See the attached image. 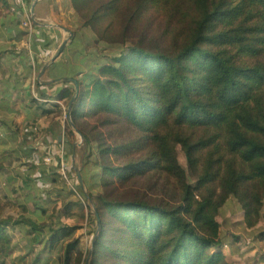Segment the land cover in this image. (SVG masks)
I'll list each match as a JSON object with an SVG mask.
<instances>
[{"label": "trees", "instance_id": "16d2710c", "mask_svg": "<svg viewBox=\"0 0 264 264\" xmlns=\"http://www.w3.org/2000/svg\"><path fill=\"white\" fill-rule=\"evenodd\" d=\"M70 3L79 25L109 45L97 54L102 62L74 51L71 59L58 58L49 78L73 81L39 87L35 80L28 110L12 108V121L0 119V177L9 188L0 200L15 202L21 172L35 173L41 189L28 199L47 218L40 225L36 216H2V255L23 244L19 263L29 257L30 264H84L85 239L93 241L87 264H232L223 247L240 236L221 233L220 209L235 199L243 224L253 228L264 207V0ZM59 100L68 114L66 141L73 145L75 126L81 145L97 148L102 190L89 196L92 211L84 212L88 199L66 160L85 198L77 202L85 225L36 205L42 197L54 206L48 187L64 179L51 168L36 171L39 158L29 155L35 147H20L39 129L40 117L58 121ZM54 134L51 145L61 128ZM14 143L32 165L20 158L6 165ZM5 168L11 173L3 174ZM72 203L62 204L64 213ZM18 205L25 212L27 202ZM15 229L24 232L17 240Z\"/></svg>", "mask_w": 264, "mask_h": 264}, {"label": "crops", "instance_id": "0c3cea01", "mask_svg": "<svg viewBox=\"0 0 264 264\" xmlns=\"http://www.w3.org/2000/svg\"><path fill=\"white\" fill-rule=\"evenodd\" d=\"M7 3L8 0H0V119H8L12 121L15 114H7V112L12 108H26V110H28L29 94H35V80L37 81L39 87L46 84L60 83L58 81H51L53 79L49 78L50 71L55 63L54 62L50 67V61L53 58L54 61H57L58 58L60 60L64 58L71 59L73 51L78 54L94 53L97 55V46H101L105 49L109 44L100 40L91 27L79 25V20L76 14L72 12L70 0H26L25 6L22 7L21 10H23L27 15L34 18L32 16V12L34 10L35 12L43 14L62 24L68 29L71 28L70 30L73 32L71 39L67 42L66 51L58 54L56 57V52L60 44L63 42L66 33L45 24V22L40 21L39 18L35 17L34 19L36 20V25L33 42L35 47L34 51L36 55V62L33 63L29 59L28 54L25 55L19 51V30L13 23V16L5 13ZM70 54L72 55L70 56ZM42 120H50V118L46 115L40 117L38 119V123L40 122L41 125L43 123ZM11 128L14 127L11 126ZM45 129L47 132L43 133L44 135L41 136L40 140L34 139L36 141L34 142L33 140L27 138L25 140L24 148L28 149L30 147H35L36 150L33 153V156L35 158H40L42 155H47L48 152L53 151V147L54 149L56 147L55 151L57 149L58 150L55 152L54 161L57 162L61 157V154H63L64 157L62 147H70L71 145L69 146L68 142L66 144L67 139L64 137V134L60 140L57 138L55 145H51L50 140L53 139L52 137L55 135L53 122L51 125H46ZM45 135L47 136V141L44 138ZM59 136H61V134ZM61 140L62 143L60 142ZM32 142H34L32 144L33 146L30 145ZM38 143L41 147H39ZM21 152L22 149L17 152V155H20ZM10 156L12 155H9L7 152L6 159L10 158ZM12 165H15V162ZM69 166L74 169L75 173V167L79 170L81 177L78 180L79 185L84 188V191L88 193L89 196H92L102 190L101 185H98L94 180L91 181L90 178H88V175H84V172L88 170L87 165L82 167L77 163V165L73 164L72 167L71 162L69 161ZM4 170L6 171L3 174H10L12 168H5ZM48 178L52 180V177ZM97 181H99L98 178ZM93 184H95V186L92 188ZM14 185H17V183H14ZM57 188L58 187L55 185L52 186L50 182L48 187L50 199L61 200V196L66 195L62 191L59 196H56L58 193ZM45 198L47 197L45 196ZM62 203L63 202L61 201L60 205H62ZM240 211L241 210H239L238 213ZM235 219L236 220L234 221L238 222H234L235 224H233V226H240V231L236 232L231 230L232 232L223 233H231L240 236L237 243H233L231 245L227 244L223 247L228 260L232 264H264V234L259 235L264 231V229H262V225L264 224V207L262 209V217L256 227H246L242 222V214H238ZM245 238H253L255 243L247 242Z\"/></svg>", "mask_w": 264, "mask_h": 264}, {"label": "rangeland", "instance_id": "374dc122", "mask_svg": "<svg viewBox=\"0 0 264 264\" xmlns=\"http://www.w3.org/2000/svg\"><path fill=\"white\" fill-rule=\"evenodd\" d=\"M104 50L103 47L101 46H97V50L96 53L99 54L100 51ZM72 54H70L71 56ZM96 59L99 62H102L103 58H101L99 55H96ZM43 121V120H42ZM53 122V127H54V132L58 133L60 128L62 130L63 126H64V122L62 121V119L58 118V121H56L55 119H50V120H45L43 121L42 125L38 124V130L35 134V136H31L29 137V139L33 140L34 142H36L34 139H39L41 138L42 135H44L43 133L47 132L45 129L46 125H51ZM59 136V135H58ZM75 139V138H74ZM74 139H72V143L74 141ZM63 140V138H62ZM62 140L60 141L62 143ZM81 140L76 144L75 150H74V154H75V158H74V162H72V149H73V145L70 144V142L68 143V145L70 147H62V151L64 153V160L66 162V160H69L71 162V166L72 163L76 164L78 163L79 166H88V170L86 172H84V175H88V178H90V180H94L97 182L98 185H100L99 181H97L98 178V167L96 166V161H97V148L96 146H94L93 143H87L85 146L81 145ZM32 143H30V145H32ZM39 144V143H38ZM56 144V143H55ZM54 144V145H55ZM67 144V141H66ZM25 142L23 145H19L20 147L24 146ZM50 145V144H49ZM14 147L16 148L13 152L10 153V158H7V163L6 165H12L14 163V161H17L19 158L22 161L26 162V166L29 165V163L32 165L33 164V158H28V155H26L25 157H23L22 155H17L18 149H17V145L16 143H14ZM39 147H41V145L39 144ZM53 151H55V149H52ZM58 150V149H57ZM56 150V151H57ZM35 150L32 149L31 152L29 153V155H31V153H34ZM178 154H179V160L181 162V164L183 166H185V159H184V155L181 152V150H178ZM17 155V157L15 158V156ZM67 157V159H66ZM33 161V162H31ZM68 162V161H67ZM73 167V166H72ZM71 172L75 173L74 169L71 168ZM22 173V178L19 180V194L16 197H13L12 199L15 200V202L10 201L9 199L3 198L0 200V218L2 216H7L10 215L11 217H14L15 220L20 221L21 219H27L30 216H36L39 220V224H42V221H44L45 219H47L46 217L40 218L36 215L35 211H33L32 209H35L33 206L35 205L36 201L33 200H29L28 198H30L31 195H29L30 191H36L37 189H41V187H39L37 185V183L40 181L38 179V177L36 176L35 173L31 174V175H24L23 172ZM68 170H66V174L70 179H73L70 177V175L68 174ZM29 178V179H28ZM5 183H7L5 181V178L0 177V195H4V194H8L9 193V188L8 186L6 188L5 187ZM74 183V180H73ZM44 184V183H43ZM39 185L40 184L39 182ZM55 186L58 187L60 190H62L64 192V194H67V197L65 196H61V200H54L56 203L54 206H50L48 204H45V202H43L44 200L42 199V197H40V202H38L36 205H41L45 208H47V213L51 212L52 210H54V213L57 214L56 216H63L64 217V221L66 223H70V224H81V225H85V219H82L83 217L81 216L82 210L80 207H78L77 202L80 203L81 198L73 193H69L67 190L64 189V183L63 181H55ZM82 186V185H81ZM95 186V184H93L92 188ZM76 187V185H75ZM30 189V190H29ZM76 189L80 192V190L76 187ZM82 192L85 194V196L88 199V203H86V206H82L84 212L87 210V208L91 209V211L93 210V204H92V200L90 199L88 193H86L84 191V188L81 187ZM6 190H8V193L6 192ZM81 193V192H80ZM61 193H58L56 196H59ZM82 194V193H81ZM27 197H26V196ZM29 195V196H28ZM83 195V194H82ZM45 199V198H44ZM68 200V201H72L74 203L69 204L65 209L66 212L64 213L63 211V207H61V201L63 202L62 204H64V202ZM82 201V200H81ZM27 202V207H25V212H22L21 207L18 204ZM30 202V204L28 203ZM237 202L235 201V199L230 200L226 206L222 207L220 209V216H219V220L221 223V230L222 233H227V232H232V231H240V226H233V224H235L234 222H238V221H234L236 220V216H238V214H242V211H240L238 213L240 207L239 205L237 206ZM49 208V209H48ZM68 212V214H67ZM82 217V218H81ZM262 229H264V224L262 225ZM11 229H8V231H10ZM232 230V231H231ZM82 231V229L80 230ZM24 232H20L19 230L15 229L13 231V236L12 238L14 240H17L20 238L21 235H23ZM231 234V233H230ZM255 243V241H250ZM82 245L86 246L87 251L86 254L89 251L90 248V243L87 242V240H83ZM22 249H23V244H20L19 247H17L16 250L14 251H10L9 256H4L2 255V251L0 250V264H24V263H19L17 262V258L19 255L22 254ZM40 250V245L39 242L36 243L35 245V252H38ZM45 253V252H44ZM25 264H30V259L29 257L27 258V261Z\"/></svg>", "mask_w": 264, "mask_h": 264}, {"label": "built area", "instance_id": "2783aa9c", "mask_svg": "<svg viewBox=\"0 0 264 264\" xmlns=\"http://www.w3.org/2000/svg\"><path fill=\"white\" fill-rule=\"evenodd\" d=\"M25 3L26 0H8V3L6 4V8H5V13L11 14L13 16V23L15 27L19 30V44H18L19 51L20 52L22 50L25 51L26 54L29 55L30 60L34 63L36 62V55L34 51L35 47L33 42V35H34L36 20L30 17L29 15H27L23 10H21V8L25 6ZM59 103L61 104V110H62V113L60 114V119H62V121L65 124L68 114L64 103L60 100ZM37 131L39 130L35 127L33 129V133L31 134V136L34 137ZM63 134L64 131L62 129L61 137ZM55 152L56 151H51L49 154L40 157L36 162V171L40 170V168L54 169L64 179L65 186L69 189H72L75 192V194L79 196L83 202H85L84 196L74 186L73 183L74 179H70L66 174V170H68L67 161L65 162L63 154H61V157L59 158L57 163L54 162ZM246 241L247 242L253 241V238H246Z\"/></svg>", "mask_w": 264, "mask_h": 264}, {"label": "water", "instance_id": "95a60500", "mask_svg": "<svg viewBox=\"0 0 264 264\" xmlns=\"http://www.w3.org/2000/svg\"><path fill=\"white\" fill-rule=\"evenodd\" d=\"M32 16H33L34 18L37 17V18L40 19V21L45 22V24H47V25H49V26H52V27H54V28H57V29H59V30H62V31H64V32L66 33V36H65L63 42L60 44V46H59V48H58V50H57V52H56V55L60 54V52H61V51L64 49V47L66 46L67 42H68V41L71 39V37H72V35H73L72 30L66 28V27L63 26L62 24H60V23H58V22H56V21L50 19L49 17H47V16H45V15H43V14H40V13L35 12L34 10H33V12H32ZM50 62H51V63H50V67H51V66L53 65V63H54V58H53ZM47 66H48V65H47ZM51 81L67 82V81H73V79L70 78V77H62V78H59V79H56V80L53 79V80H51ZM73 128L75 129L76 136H75V139H74V141H73V149H72V157H71L72 162L74 161V156H75V154H74V150H75L76 144H77L80 140H81V141L83 140V135H82V133H81V132H80L75 126H73ZM58 139L60 140V139H61V136H58ZM72 165H73V164H72ZM75 169H76V176H77V178H80L79 170H78L76 167H75ZM92 250H93V241H92V243H91V245H90V248H89V251H88V253H87V255H86V258H85L84 264H87V263H88V259H89L90 255H91V253H92Z\"/></svg>", "mask_w": 264, "mask_h": 264}]
</instances>
